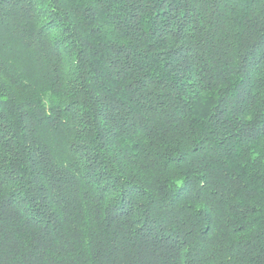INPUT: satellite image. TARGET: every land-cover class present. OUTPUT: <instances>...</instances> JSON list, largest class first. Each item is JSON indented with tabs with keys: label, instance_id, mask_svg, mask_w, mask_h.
Listing matches in <instances>:
<instances>
[{
	"label": "trees",
	"instance_id": "obj_1",
	"mask_svg": "<svg viewBox=\"0 0 264 264\" xmlns=\"http://www.w3.org/2000/svg\"><path fill=\"white\" fill-rule=\"evenodd\" d=\"M0 264H264V0H0Z\"/></svg>",
	"mask_w": 264,
	"mask_h": 264
}]
</instances>
